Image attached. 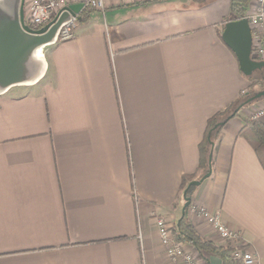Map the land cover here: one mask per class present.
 Listing matches in <instances>:
<instances>
[{
	"label": "crops",
	"instance_id": "0c3cea01",
	"mask_svg": "<svg viewBox=\"0 0 264 264\" xmlns=\"http://www.w3.org/2000/svg\"><path fill=\"white\" fill-rule=\"evenodd\" d=\"M229 3L104 0L71 41L47 46L34 83L0 92V264H177L155 218L178 223L207 120L249 85L221 39ZM260 109L264 99L221 129L211 175L191 195L256 264L264 170L246 138L250 122L264 125L250 120ZM187 219L225 246L191 210Z\"/></svg>",
	"mask_w": 264,
	"mask_h": 264
},
{
	"label": "water",
	"instance_id": "95a60500",
	"mask_svg": "<svg viewBox=\"0 0 264 264\" xmlns=\"http://www.w3.org/2000/svg\"><path fill=\"white\" fill-rule=\"evenodd\" d=\"M24 0H0V92L11 87L34 83L41 75L43 61L37 58V51L52 45L59 28L68 22L70 13L78 12L79 7L73 6L63 13L56 22L47 25L44 30L33 31L24 23ZM221 39L231 50L237 60L240 72L245 77L264 69V62L251 59V30L244 19L231 20L224 24ZM252 94L247 104H253L264 99V88ZM214 126L210 133L218 126ZM211 155H209V162ZM211 175L208 173L198 181H193L189 187H198ZM183 194L182 217L190 204Z\"/></svg>",
	"mask_w": 264,
	"mask_h": 264
},
{
	"label": "built area",
	"instance_id": "2783aa9c",
	"mask_svg": "<svg viewBox=\"0 0 264 264\" xmlns=\"http://www.w3.org/2000/svg\"><path fill=\"white\" fill-rule=\"evenodd\" d=\"M23 7L24 23L33 31H41L56 22L59 17L73 6H78V12L70 13L68 22L63 24L53 44H61L71 41L75 37V30L78 25L79 13L83 10L104 11V0H24ZM251 30V59L255 62H264V0H250L248 8L243 16ZM245 95V93H243ZM264 115V109L255 111L250 120L256 121ZM202 221H204L217 235L221 243L230 246L232 249L231 258L240 264H256L254 256L245 250L241 244L239 234L236 231L228 230L220 222L219 212H208L205 208L191 207L190 209ZM159 242L164 249L165 257L177 264H205L196 254L191 252L186 244L177 243L174 239L173 225L169 220L162 217L155 218ZM203 262V263H202Z\"/></svg>",
	"mask_w": 264,
	"mask_h": 264
},
{
	"label": "trees",
	"instance_id": "16d2710c",
	"mask_svg": "<svg viewBox=\"0 0 264 264\" xmlns=\"http://www.w3.org/2000/svg\"><path fill=\"white\" fill-rule=\"evenodd\" d=\"M249 1L250 0H230L229 10L232 20H240L243 18L248 8ZM88 12V10H83L79 13L78 25L87 22ZM247 78L250 82L247 89V94L215 113L206 122L203 138L198 145L197 170L189 177H182L178 193L182 198V193L186 192V198L189 199L190 204L185 209L183 217H181L178 223L173 227L174 239L178 244L182 243L192 247V249H194L195 252L203 258V260H207L208 257H216L221 261V264H240V262L231 258L230 254L232 253V249L230 246H218L204 239L188 221L187 215L190 211V208L192 207L191 195L195 189V187L188 188V185L193 181H198L203 178L208 173L209 166L212 167L214 149L221 129L227 124L229 120L237 116L242 109L251 105L247 104V100H249V97L254 93L253 89L256 86L259 89L264 88V69ZM217 124L222 125L218 126L214 132L210 133L212 128ZM246 140L254 150V153L256 154L258 161L264 170V125L257 121L250 122L249 135L247 136ZM209 155H211L210 162Z\"/></svg>",
	"mask_w": 264,
	"mask_h": 264
},
{
	"label": "rangeland",
	"instance_id": "374dc122",
	"mask_svg": "<svg viewBox=\"0 0 264 264\" xmlns=\"http://www.w3.org/2000/svg\"><path fill=\"white\" fill-rule=\"evenodd\" d=\"M27 8V6L25 5V9ZM47 54H48V49H47V47H44V48H42V55H43V59H42V61L44 62L45 60H46V58H47ZM248 80V79H247ZM249 81V80H248ZM249 84H250V82H248ZM249 86V85H248ZM248 86H247V88H246V90L248 89ZM254 90V93H256V92H258V91H261V90H263V89H259L257 86L253 89ZM253 93V94H254ZM184 203V202H183Z\"/></svg>",
	"mask_w": 264,
	"mask_h": 264
},
{
	"label": "bare ground",
	"instance_id": "6f19581e",
	"mask_svg": "<svg viewBox=\"0 0 264 264\" xmlns=\"http://www.w3.org/2000/svg\"><path fill=\"white\" fill-rule=\"evenodd\" d=\"M37 58L42 61L43 55H42V49L40 51H37Z\"/></svg>",
	"mask_w": 264,
	"mask_h": 264
},
{
	"label": "flooded vegetation",
	"instance_id": "af4514ba",
	"mask_svg": "<svg viewBox=\"0 0 264 264\" xmlns=\"http://www.w3.org/2000/svg\"><path fill=\"white\" fill-rule=\"evenodd\" d=\"M23 7H24V5H23Z\"/></svg>",
	"mask_w": 264,
	"mask_h": 264
}]
</instances>
